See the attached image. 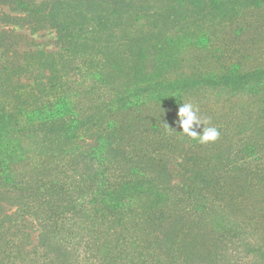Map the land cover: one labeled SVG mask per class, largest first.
I'll return each instance as SVG.
<instances>
[{
  "label": "rangeland",
  "instance_id": "1",
  "mask_svg": "<svg viewBox=\"0 0 264 264\" xmlns=\"http://www.w3.org/2000/svg\"><path fill=\"white\" fill-rule=\"evenodd\" d=\"M5 1L0 0V51L4 50L0 60L16 73L7 80L4 71L0 72V106L15 109L24 102L27 112L35 100L49 102L59 90L41 84L39 89L30 88L34 78L49 81L45 77L49 67L41 69L27 61L31 66L23 65L20 70L22 52L41 49L48 57L57 55L50 66L56 69L53 82L60 87L67 84L66 79L78 77L75 69L81 60L65 59L61 49L65 43L57 40L53 27L10 9ZM23 1L25 5L34 3ZM42 1L37 2V15L45 10L40 7ZM142 3L156 4L155 0ZM233 19L218 20L212 27V36L219 38L216 44L229 46L222 61H238L243 69L255 67L264 60V3L245 8ZM212 24L205 23L208 30ZM237 28L240 34L234 33ZM59 55L67 61H61ZM19 83L23 85L18 87ZM79 83L83 84L82 79ZM7 84L17 87L6 88ZM90 85L87 82L77 90L82 99L76 101L83 102L78 108L85 113H91L93 105L101 101L100 90L86 92ZM205 90L186 96L183 102L199 109L201 120L219 131L218 139L201 144L190 136L176 138L171 148L164 143L173 152H161L160 158L168 169L161 185L168 192L167 201L145 208L142 201L146 197L140 196L134 203L142 207H136L134 213L124 210L119 214L111 207L125 198L121 194L92 196L98 182L87 178L88 166L81 154L94 142L91 132L97 127L80 126L74 143L65 145L62 152L43 140L44 131L38 126V136L30 137L33 124L21 112L11 122L18 130L8 133L17 136L18 153L10 159L0 156V264H264V110L260 99L247 92L233 95L220 88ZM171 111L169 132L166 129L163 134L174 129L170 125L174 124V109ZM156 113L167 121V110L165 114L144 110L138 116L150 121ZM193 127L199 133L203 125ZM131 142L125 146L133 151ZM141 145L155 149L152 141ZM131 158L137 164L143 157L133 152ZM188 168H199L205 175L188 182L184 180Z\"/></svg>",
  "mask_w": 264,
  "mask_h": 264
},
{
  "label": "trees",
  "instance_id": "2",
  "mask_svg": "<svg viewBox=\"0 0 264 264\" xmlns=\"http://www.w3.org/2000/svg\"><path fill=\"white\" fill-rule=\"evenodd\" d=\"M6 1L4 3L10 9L23 11L26 17L41 19L46 23L44 26L53 27L57 40L65 43L61 47L65 59L78 57L81 64L75 69L78 77L66 79L67 84L60 87L53 82L56 69L50 66L57 61V55L48 57L41 49L21 53L20 70L23 65L31 66L27 61L41 69L49 67V73L45 75L49 81L46 79L43 83L34 78L30 88L39 89L41 84L59 92H55L49 102L38 104L35 100L37 102L27 112L24 102H19L15 109L13 105L0 106V156L10 159L18 153L17 136L8 133L18 130V125L11 122L17 120L21 112H25L28 123L33 124L29 126V130L34 131L30 137L38 136L35 132V126H38L44 131L43 140L60 150L74 143L80 126L97 127L91 129L94 142L81 154L88 166L86 176L98 182L92 195L94 198L104 194L125 197L111 206L119 214L124 210L134 213L140 206L134 201L140 196L146 197L142 201L145 208L167 201L168 192L161 185L168 176V169L160 160L161 152L172 154L164 143L171 144V148L177 143L176 138L188 135L177 128L176 123L170 124L174 129L170 128L173 131L169 135L162 132L172 122L170 112L173 109L176 121L175 111L186 96L204 92L207 88H220L233 95L247 92L260 99L261 110H264V60L248 69H243L238 61L223 62L224 49L229 46L217 45L215 40L219 38L212 36V27L218 20L234 18V21L245 8L260 6L264 0H155L154 6L144 5L142 2L146 0H44L40 7L45 10L40 15L35 13L39 0H34L32 6L27 2L25 5L23 0H12V4ZM206 22H213L211 30ZM240 32L239 28L234 31ZM3 52L0 51V55ZM59 58L63 61L64 56ZM2 70L3 79L10 80L15 76L14 67L0 60V72ZM81 79L83 84L79 83ZM87 82L91 85L86 92L100 90L98 98L101 101L93 105L91 113L78 108L83 102L76 101L82 99L77 90L85 87ZM10 85L6 88L17 87ZM22 85L19 83L18 87ZM144 110L162 111L163 114L167 110V121H161L157 113L150 121H141L138 115ZM22 127L26 128V125ZM193 129L197 131V128ZM128 140L132 141L133 151L125 146ZM145 140L154 142L155 149L143 148L141 144ZM145 149L153 153H144ZM133 152L143 157L137 164L130 162ZM196 175L205 174H201L199 168L196 171L188 168L184 180L193 181ZM95 209L100 210L99 207Z\"/></svg>",
  "mask_w": 264,
  "mask_h": 264
},
{
  "label": "clouds",
  "instance_id": "3",
  "mask_svg": "<svg viewBox=\"0 0 264 264\" xmlns=\"http://www.w3.org/2000/svg\"><path fill=\"white\" fill-rule=\"evenodd\" d=\"M198 111L199 109L191 103H181L178 106V111L176 112L177 119L174 123L179 125L183 133L198 140L201 144L215 141L220 135L219 131L215 127L207 125L205 121H202L197 115ZM194 124L196 126L203 125L199 133L193 129Z\"/></svg>",
  "mask_w": 264,
  "mask_h": 264
}]
</instances>
